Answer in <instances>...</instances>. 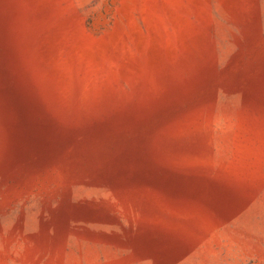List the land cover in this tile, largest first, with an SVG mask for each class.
<instances>
[{"label":"rangeland","instance_id":"374dc122","mask_svg":"<svg viewBox=\"0 0 264 264\" xmlns=\"http://www.w3.org/2000/svg\"><path fill=\"white\" fill-rule=\"evenodd\" d=\"M0 264H264V0H0Z\"/></svg>","mask_w":264,"mask_h":264}]
</instances>
